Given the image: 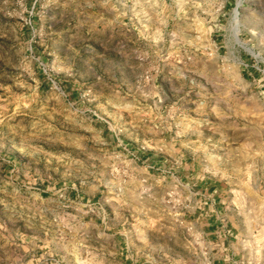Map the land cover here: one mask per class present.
<instances>
[{
	"label": "rangeland",
	"instance_id": "374dc122",
	"mask_svg": "<svg viewBox=\"0 0 264 264\" xmlns=\"http://www.w3.org/2000/svg\"><path fill=\"white\" fill-rule=\"evenodd\" d=\"M133 209L166 264H264V0H0V264H120Z\"/></svg>",
	"mask_w": 264,
	"mask_h": 264
},
{
	"label": "crops",
	"instance_id": "0c3cea01",
	"mask_svg": "<svg viewBox=\"0 0 264 264\" xmlns=\"http://www.w3.org/2000/svg\"><path fill=\"white\" fill-rule=\"evenodd\" d=\"M201 189L203 191L191 192V197H194L197 202L196 223L201 228L202 237L208 239L209 250L216 249L218 253L223 254L226 261V258H230V254L233 253L231 250L234 244V234L229 227V221L227 222L220 213L219 205L222 201L223 187L219 183H210L204 185ZM134 210L132 213V227L120 231V235H117V239H114L115 245L122 244L119 251L120 264H166L167 261L170 262V258L166 257V252L163 249L160 250H163L161 253L165 256L159 253V250L149 249L146 253L141 251L140 211L135 213ZM99 230L98 235L102 239L101 254L103 257L108 254L105 238H109L110 234L105 231V226ZM91 253L94 254L95 252L92 250ZM227 262H231L230 259Z\"/></svg>",
	"mask_w": 264,
	"mask_h": 264
},
{
	"label": "trees",
	"instance_id": "16d2710c",
	"mask_svg": "<svg viewBox=\"0 0 264 264\" xmlns=\"http://www.w3.org/2000/svg\"><path fill=\"white\" fill-rule=\"evenodd\" d=\"M69 87H70V86H69ZM72 89H73V90H72V91H73V93H72V94H75V89H74V88H72Z\"/></svg>",
	"mask_w": 264,
	"mask_h": 264
}]
</instances>
